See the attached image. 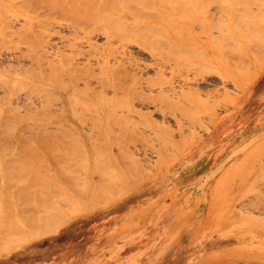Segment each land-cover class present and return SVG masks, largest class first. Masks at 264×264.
Wrapping results in <instances>:
<instances>
[{
  "label": "rangeland",
  "instance_id": "1",
  "mask_svg": "<svg viewBox=\"0 0 264 264\" xmlns=\"http://www.w3.org/2000/svg\"><path fill=\"white\" fill-rule=\"evenodd\" d=\"M261 1L0 0V216L19 190L85 199L58 233L0 253V264H264ZM219 9V21L209 17ZM81 21L107 29L115 47L131 43V55L111 62L114 83L136 77L103 119L109 129L85 97L64 94L78 45L64 24ZM194 39L187 51L172 43ZM96 41L103 47L106 36ZM152 52L176 69L166 88L198 74L199 84L183 85L184 108L147 102L156 68H133L152 64ZM193 85L199 94H188ZM132 103L138 112L127 110Z\"/></svg>",
  "mask_w": 264,
  "mask_h": 264
},
{
  "label": "bare ground",
  "instance_id": "2",
  "mask_svg": "<svg viewBox=\"0 0 264 264\" xmlns=\"http://www.w3.org/2000/svg\"><path fill=\"white\" fill-rule=\"evenodd\" d=\"M98 6H100V5H98ZM257 7L259 8L260 11H262V12L264 11V7L262 8V6H259V5ZM217 11L218 12L215 15H214V13L216 11L213 12V14H211L212 13L211 12L210 13L211 15H209V17L211 16L210 18L214 19L212 16H216V18H218L217 20L219 21L220 20V9ZM262 19L263 18H260V20H262ZM263 21H264V19H263ZM67 29L70 31V33L74 34L75 37L78 38L77 39L78 42H76V43H78V45L75 43L77 45V48L72 53V55H74V56L70 58V63H68L70 68H66V70H69V72H65L64 94L67 95L69 98L71 97L70 101H72L77 95H80V94L83 97H85L86 105L93 108L96 112H100V114H102V116H100V118H102V121L100 122L101 127L104 129L105 128L109 129V128H111V126L106 125V123L103 119L107 118L111 114H115L118 112L117 108L119 107V104H118L119 95H124V94L127 95L129 89H131L130 87L132 85V82L135 81V77H136V75L134 73L132 75H130L129 74L130 72L128 71V73H125L124 75L127 78L129 77V79H132L131 83L129 85H124L123 83H114L113 78L117 75V71L112 67L111 62H114V63L118 62L119 58H123L125 56L131 55V53H132L130 50L131 43H127L123 46L115 47L113 44V36L108 32L107 29H105V28L91 29L88 26L87 22H85V21H81L77 24H70V25L64 24V31H66ZM210 33L212 34L213 32L210 31ZM210 33H208V36H211V40H212L213 38H215V36L213 37ZM101 35L106 36V43L103 47H100V45H98V43L96 41L97 38ZM188 40H176V41H172V43L176 47H178L180 50L187 51L191 48V45L193 47L196 44V43L193 44L192 43L193 41H199V40H195V39L192 41H188ZM202 41H204V40H202ZM203 43H205V41L202 42L201 44H203ZM203 46H205V45H203ZM201 48H202L201 50H203L202 53L205 52L206 49L204 50L203 47H201ZM140 52H144V51L142 49H140ZM207 54H208V52H207ZM207 54H204V56L205 55L207 56ZM149 56L152 60V64H149V65L144 64V66H141V64L137 63L136 68H133V70L136 69V70L144 73L149 68L154 67V68H156L157 75L160 77V80H159V77H157L156 79L151 80L149 85L146 86V88H148V90L150 92L149 94L145 93L147 96H149V99H147V102L154 103L153 104L154 107L156 109H158V108L160 109V106L158 105V101L160 99H165V100L169 101V103L177 104L180 107L184 108L185 103L183 102V104H181V102H180V100H181L180 95L181 96L184 95L183 85H185V88H186V85H190L189 81L192 79H193V81L197 80V83L199 84L198 79H197L198 74L193 76L192 79L190 78L192 76H189V74H184V75H182L183 78H181L183 82L185 81L183 85L181 83H179V86H178V85H175L174 83H172L169 85L168 88H166L163 86L164 84H162L163 80H165V78L167 77L166 75H170L171 77H173L174 73L176 72V69H175L173 63L169 59L164 61L163 57L159 54V52H152L149 54ZM4 58H6V56L0 57L1 60ZM205 59H209L208 56H207V58H204V61L208 62L206 64L208 66L209 61L208 60L206 61ZM80 64L82 65V67L79 66ZM210 64H211V62H210ZM95 65L100 69L99 75L95 73V69H96ZM206 65L205 66L203 65L204 69H205L204 73H203L204 75L201 74L202 77H200V78H203L207 72V66ZM217 69H219V73H220V66H218ZM207 74L211 75V73H209V72H207ZM100 75H102V76H100ZM204 79H205V77H204ZM199 80L201 81V79H199ZM182 81L180 80L179 82H182ZM203 82H207V80L203 81ZM180 84L182 86H180ZM195 85H197L196 82H195ZM98 87H100L101 89L99 90ZM137 88L142 89V90L144 89V87L142 85L138 86ZM187 88H189L188 94L190 92L192 93L191 95H195L197 93L198 94L200 93V90H198L196 88V86H194V85H193V87L187 86ZM109 90H111L113 92L112 94L114 97H112V98L111 97L109 98L108 96H107V98L105 97L104 94H107V91H108V93H110ZM142 90L140 91V93H138L137 99H139L142 95H144V92ZM154 91H156L157 93L153 94ZM185 94H187V93L185 92ZM144 103L145 102L143 101L141 104L143 105ZM84 104H81V105L83 106ZM127 107H128V109H127L128 111L135 112V113L138 112V110H136L134 103H132L131 105H128ZM124 111L125 110H122L121 112L124 113ZM72 113L73 114L76 113L75 110L72 111L71 114ZM128 114L130 115L131 113L129 112ZM167 116H169V115H167ZM176 123H177L176 126L178 127L177 129H180L179 133L183 134L184 128H183L182 122L177 119ZM82 127L87 128L85 125H83ZM66 189H67V191L69 190L68 188H66ZM64 191H66V190H64ZM72 191H74V190H71L69 192L71 193ZM84 191H86V189L83 190V193H82L84 196H82V194L78 193L79 192L78 190H77V192L74 191V194L76 192L78 195L80 194L79 195L80 197L82 196L85 198L86 193ZM90 191H91V188H90ZM106 191L108 192V190L102 191V193L100 195V196H102V198L106 195ZM32 192L35 193V190ZM18 193H19V196L21 194L22 197H19L18 195H17V197H14V196L11 197V195H9L10 199L12 198L11 199L12 202L8 201V200H7L8 201L7 202L4 200L8 204H10V210L6 211V209H5L6 207H5L4 208L5 212L1 211V216H0V253H3L4 251H7V252L11 251L12 249H16L18 246H20L22 244L29 243L31 241L40 239L42 237H46V236H50V235H54V234L58 233L60 228L63 227V225L68 220H70V218L72 219L80 213V211H79L80 208L82 209L85 207L82 204L85 199H82V198H79L78 200L76 199L74 201V204L72 205L71 204L72 200L70 203L69 197L68 196L65 197L63 195V198H61L62 203H60V201L58 200L60 203V204H58L57 200H56L57 202L54 200L48 201L47 199H45L44 197L41 196V193H39L40 194L39 195L38 192H36V194H38V195H36V197L31 196L30 195L31 192H29V196H27L25 194V192H21L20 190ZM64 194H66V193H64ZM37 196L38 197L41 196L42 199H39L41 197L37 198ZM94 196H91L90 200H92V197H94ZM45 197H47V196H45ZM64 197L67 200H65ZM73 197H74V195H73ZM75 198L76 197H74L73 199H75ZM105 199H106V197L103 200H105ZM63 200H65L67 202V204H65V206L67 207V212L64 210V208H66V207L64 205H61V204L65 203V201H63ZM95 200L96 201H93L91 204H93L95 202V204L98 205L101 201L100 199L98 201L96 199V197H95ZM76 203H79V205H77ZM30 204L33 205L34 207L32 206L33 208H29L28 206ZM69 208H71V209H69ZM92 208H93V206H92ZM0 209L2 210L1 207H0ZM13 211H15V212L13 213ZM6 255H7V253H6Z\"/></svg>",
  "mask_w": 264,
  "mask_h": 264
},
{
  "label": "crops",
  "instance_id": "3",
  "mask_svg": "<svg viewBox=\"0 0 264 264\" xmlns=\"http://www.w3.org/2000/svg\"><path fill=\"white\" fill-rule=\"evenodd\" d=\"M262 119H263V118H262ZM260 120H261V119H260ZM260 120H259V121H260ZM263 121H264V119H263ZM224 123H225V121H224ZM223 125H224V124H223ZM220 126H221V123H220ZM253 129H255V128H253ZM251 130H252V129H251Z\"/></svg>",
  "mask_w": 264,
  "mask_h": 264
}]
</instances>
